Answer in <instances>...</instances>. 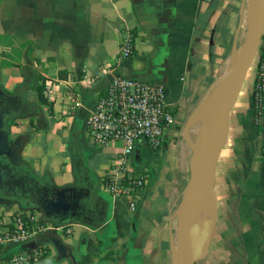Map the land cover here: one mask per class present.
<instances>
[{
  "label": "crops",
  "instance_id": "0c3cea01",
  "mask_svg": "<svg viewBox=\"0 0 264 264\" xmlns=\"http://www.w3.org/2000/svg\"><path fill=\"white\" fill-rule=\"evenodd\" d=\"M246 3L0 0V95L18 100L5 132L24 172L48 184L54 204L44 212L0 201V222L23 213L48 226L25 244L0 246V264L37 247L48 250L53 264H172L191 156L184 127L235 57ZM127 38L134 55L123 59ZM255 73L256 67L244 78L229 113L211 187L215 226L206 256L196 264H264ZM118 75L162 83L175 118L159 150L138 144L129 156L127 170L146 175L134 210L105 185L120 145L95 144L87 131L99 96Z\"/></svg>",
  "mask_w": 264,
  "mask_h": 264
},
{
  "label": "built area",
  "instance_id": "2783aa9c",
  "mask_svg": "<svg viewBox=\"0 0 264 264\" xmlns=\"http://www.w3.org/2000/svg\"><path fill=\"white\" fill-rule=\"evenodd\" d=\"M133 51V43L127 38L121 45L120 57L130 58ZM256 56L252 112L254 123L260 128L264 166V21ZM174 119V112L162 83L118 75L99 96L87 120V131L93 143L120 145L114 165L105 177V185L111 196L126 198L130 210L137 206L146 175H134L127 170L129 156L138 144L152 151L159 150L167 131L175 123ZM47 229L45 223L37 221L31 214H17L9 223L0 222V246L10 241L25 244ZM7 264L53 263L48 250L37 247L28 254L13 255Z\"/></svg>",
  "mask_w": 264,
  "mask_h": 264
},
{
  "label": "water",
  "instance_id": "95a60500",
  "mask_svg": "<svg viewBox=\"0 0 264 264\" xmlns=\"http://www.w3.org/2000/svg\"><path fill=\"white\" fill-rule=\"evenodd\" d=\"M245 21L247 26L246 43L240 56H237L235 52L236 61L234 68L227 74L210 97L209 115L198 145H193L187 138L188 122L184 127V139L190 149L191 156L189 159V177L184 191V198L177 211L178 228L176 236L180 230H186L190 242V249L183 251L175 241V246L181 248V250L175 251L176 253L172 258V264H196L205 258L209 248L217 216V207L214 191L209 184L202 181L201 173L209 163L210 171L214 175V164L219 147L227 132L230 110L258 50L264 21V0H247ZM16 102L18 100L6 97L4 108L7 111V115L5 120L11 116L9 113L16 107L14 106V104H17ZM13 154L17 157V152L10 146L7 134L5 133L4 137L0 138V156L8 157ZM209 192H211L213 198L211 210H208L206 206ZM48 193L49 191L42 195L40 201L44 200ZM0 201L2 203L4 200L0 199ZM49 204L51 203L49 202ZM27 208H39V204L27 206ZM181 209L182 212L180 215L179 211ZM42 210L45 211V209ZM198 215H203L207 219V228L203 229L195 225V220Z\"/></svg>",
  "mask_w": 264,
  "mask_h": 264
},
{
  "label": "flooded vegetation",
  "instance_id": "af4514ba",
  "mask_svg": "<svg viewBox=\"0 0 264 264\" xmlns=\"http://www.w3.org/2000/svg\"><path fill=\"white\" fill-rule=\"evenodd\" d=\"M6 96L0 95V138L3 134L6 109L4 108ZM0 157V199L4 201H17L20 206L27 207L39 204V209H51L49 204L50 187L46 183H40L26 174L19 167L10 166L14 158ZM49 191L47 197L40 201V197ZM44 211V212H45Z\"/></svg>",
  "mask_w": 264,
  "mask_h": 264
},
{
  "label": "bare ground",
  "instance_id": "6f19581e",
  "mask_svg": "<svg viewBox=\"0 0 264 264\" xmlns=\"http://www.w3.org/2000/svg\"><path fill=\"white\" fill-rule=\"evenodd\" d=\"M235 61H236V58L233 57V59L228 62V64L226 65V67L224 68L223 72L221 73V75L219 77V80H218V83H217L215 89L218 88V86L221 84L223 79L234 68ZM210 97H211V95L209 96V98L206 99V101H204L196 109V111L194 112V114L191 118V121L189 123V126H188L189 139L194 145H198L200 142L202 131H203L205 122H206L208 115H209ZM201 179L206 184H210L213 181L214 176L210 171L209 163L204 167V169L201 173ZM212 205H213V198H212L211 192H209V195H208L207 200H206V206H207L208 210L212 209ZM181 212H182V209L179 211L180 215H181ZM207 223H208V221L203 215H198L196 220H195V225L200 226L203 229L207 228ZM182 227H183V225H182ZM176 243L178 246H180L183 249V251H188L190 249V242H189L186 230H183V231L180 230L177 233Z\"/></svg>",
  "mask_w": 264,
  "mask_h": 264
},
{
  "label": "rangeland",
  "instance_id": "374dc122",
  "mask_svg": "<svg viewBox=\"0 0 264 264\" xmlns=\"http://www.w3.org/2000/svg\"><path fill=\"white\" fill-rule=\"evenodd\" d=\"M246 37H247V26H246V24H245V26H244V28H243V31H242V34L240 35V42L238 43V45H237V49L238 50H236V54H237V56H240V53H241V51L243 50V48H244V45H245V43H246ZM245 42V43H244ZM238 52V53H237ZM256 63H257V56H255V59H254V61H253V63L251 64V66H250V68H249V70L247 71V72H249V74H250V72L251 71H253V69L256 67ZM248 73H246V76H245V82H246V80L248 79V76H249V74L247 75ZM214 176V179H213V181L209 184L210 185V187H212V186H214L215 185V180H216V176H215V174L213 175ZM188 177H189V174H188ZM176 219H178V216H177V214H176ZM181 250V248H179V247H177V246H174V248H173V253H176L175 251H180Z\"/></svg>",
  "mask_w": 264,
  "mask_h": 264
},
{
  "label": "trees",
  "instance_id": "16d2710c",
  "mask_svg": "<svg viewBox=\"0 0 264 264\" xmlns=\"http://www.w3.org/2000/svg\"><path fill=\"white\" fill-rule=\"evenodd\" d=\"M132 55H134V51H133V54ZM132 55L130 56V57H132ZM38 96H39V100H40V102H44V99H43V97H42V95H41V91L40 90H38ZM6 115H7V111H6ZM6 115L4 116V118L6 117ZM2 132H3V134L1 135L2 137H4V134L6 133L5 132V128H4V126L2 127V130H1ZM1 137V138H2ZM0 157H3V156H0ZM5 157H7V156H5ZM8 157H10V156H8ZM10 166H13V167H19V168H21V170L22 171H24V167L23 166H21L20 165V163L18 162V160H17V157H15L14 156V158L10 161ZM26 174H28L29 175V172L27 171V172H25Z\"/></svg>",
  "mask_w": 264,
  "mask_h": 264
}]
</instances>
